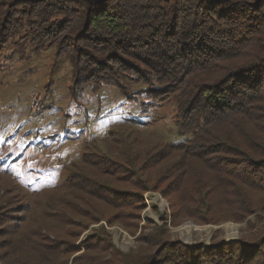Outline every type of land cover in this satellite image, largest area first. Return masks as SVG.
Returning <instances> with one entry per match:
<instances>
[{"label":"rangeland","instance_id":"obj_1","mask_svg":"<svg viewBox=\"0 0 264 264\" xmlns=\"http://www.w3.org/2000/svg\"><path fill=\"white\" fill-rule=\"evenodd\" d=\"M23 38H0V264H122L157 249L152 232L189 247L245 241L264 250V195L255 192V211L240 219L221 212L214 215L227 219L216 223H172L176 198L162 192L183 164L166 146L178 138L176 93L152 99L150 85L133 75L79 85L56 45L36 49ZM10 155L20 160L9 169ZM185 225H193L188 237ZM99 229L113 255L83 246ZM69 245L78 251H65Z\"/></svg>","mask_w":264,"mask_h":264},{"label":"trees","instance_id":"obj_2","mask_svg":"<svg viewBox=\"0 0 264 264\" xmlns=\"http://www.w3.org/2000/svg\"><path fill=\"white\" fill-rule=\"evenodd\" d=\"M19 1L0 0L4 42L28 35L23 40L36 49L56 45L79 85L133 75L150 85L152 99L176 93L178 138L166 146L182 153L183 164L162 192L176 198L174 225L180 216L207 224L227 219L215 213L235 220L255 211L251 193L264 195V0ZM10 157L9 169L20 160ZM103 232L83 246L113 255ZM156 236L148 238L156 250L122 255V264H264L263 246L245 241L189 247Z\"/></svg>","mask_w":264,"mask_h":264},{"label":"bare ground","instance_id":"obj_3","mask_svg":"<svg viewBox=\"0 0 264 264\" xmlns=\"http://www.w3.org/2000/svg\"><path fill=\"white\" fill-rule=\"evenodd\" d=\"M228 226V225H226ZM193 227V225H185L183 227L180 228V232L183 233L185 236H190V230ZM193 230V229H192ZM233 237L229 238V240H232ZM235 239V238H234Z\"/></svg>","mask_w":264,"mask_h":264},{"label":"snow or ice","instance_id":"obj_4","mask_svg":"<svg viewBox=\"0 0 264 264\" xmlns=\"http://www.w3.org/2000/svg\"><path fill=\"white\" fill-rule=\"evenodd\" d=\"M3 139H4L3 135H0V140H3Z\"/></svg>","mask_w":264,"mask_h":264}]
</instances>
